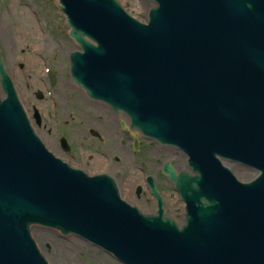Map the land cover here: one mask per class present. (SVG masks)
<instances>
[{
  "label": "water",
  "instance_id": "1",
  "mask_svg": "<svg viewBox=\"0 0 264 264\" xmlns=\"http://www.w3.org/2000/svg\"><path fill=\"white\" fill-rule=\"evenodd\" d=\"M60 2L84 51L71 55L73 82L179 146L200 176L178 186L165 168L187 204L182 228L142 216L108 176L74 171L43 147L0 56V264H48L35 225L123 264H264V0H155L148 25L115 0ZM221 159L258 175L241 182Z\"/></svg>",
  "mask_w": 264,
  "mask_h": 264
},
{
  "label": "flooded vegetation",
  "instance_id": "2",
  "mask_svg": "<svg viewBox=\"0 0 264 264\" xmlns=\"http://www.w3.org/2000/svg\"><path fill=\"white\" fill-rule=\"evenodd\" d=\"M33 15L38 25L37 15L34 13ZM17 24L20 25L16 30L18 34L29 33L27 19L23 17L20 21L17 20ZM42 41L35 54L26 57L30 72L38 67L37 58L42 62V72L37 81L43 84L44 94L36 91L34 98L28 92L25 94L18 86V69L26 76L28 64L25 62L17 64L16 70L9 68L5 62L1 41L0 46L19 100L48 150L72 168L89 175L111 176L118 186L121 199L143 214L156 215L157 199L152 192L154 186L163 200L165 215L181 224L183 218H178L174 209L169 207L173 197L176 198L177 195L173 182L164 173L163 168L169 165L175 169L177 175L182 171H188L190 167L185 154L174 146L161 145L146 138L141 132L131 128L130 119L124 112H115L107 103L90 99L83 90L71 82L69 77L62 76L61 79L56 75L52 65L55 61L53 55L58 56L59 52L52 50L51 45L45 40ZM31 78L32 76L28 79ZM64 80H67V83H64ZM56 89L64 90L63 100L57 97ZM67 90L71 95L66 94ZM44 95L52 108H59V118L53 120V130L44 119L41 110L43 104L39 106L44 100ZM45 111L48 113L47 106ZM77 121L83 122L82 125L93 138L92 141L70 130L69 124L74 125ZM53 136L55 141L52 139Z\"/></svg>",
  "mask_w": 264,
  "mask_h": 264
},
{
  "label": "rangeland",
  "instance_id": "3",
  "mask_svg": "<svg viewBox=\"0 0 264 264\" xmlns=\"http://www.w3.org/2000/svg\"><path fill=\"white\" fill-rule=\"evenodd\" d=\"M119 1L129 13H132V16L142 21L146 20L148 10L153 6L149 0ZM57 4L58 0H0V41L5 54V62L9 68L16 70V65L23 62L28 64L27 67L29 68L26 57L33 56L38 46L43 42L41 38L42 31L47 39L46 42L51 45V49L59 52L58 56L53 55L55 61H53L52 65L55 68L56 75H59L61 79H63L62 76L68 77L69 66L67 65V57L70 50L77 48V45L69 39L65 16L59 11ZM33 13L37 15L39 25L35 23ZM23 17L29 22L27 37L24 34H18L16 31L20 26H18L17 20L20 21ZM18 54H21V56L19 57ZM36 61L38 67L33 68L32 72H30L29 68L26 76L21 74L18 69V86L25 94L28 92L33 98L36 91L44 94L43 84L37 81L42 72V62L38 58ZM31 76L32 78L29 80L28 78ZM64 83H67V80H64ZM56 90L58 92L57 97L63 100L65 98L64 90ZM66 94L71 95L68 90ZM42 104L43 109L41 108V110L44 114V119L53 130V120L55 121V119L59 118V108H52L45 95L39 106ZM45 105L48 113L45 111ZM82 123L77 121L74 123L75 126L69 124L70 130L76 132L82 138L92 141L93 138L89 136L88 129ZM52 139L55 141L54 136ZM73 143L75 142L73 141ZM230 167L233 174L237 175V178L241 181H247L255 176L254 173L248 172L240 165H231ZM169 207L174 209L178 218L182 217L183 204L175 196ZM32 235L49 264H119L102 250L73 236L64 237L55 230L42 227H34Z\"/></svg>",
  "mask_w": 264,
  "mask_h": 264
},
{
  "label": "bare ground",
  "instance_id": "4",
  "mask_svg": "<svg viewBox=\"0 0 264 264\" xmlns=\"http://www.w3.org/2000/svg\"><path fill=\"white\" fill-rule=\"evenodd\" d=\"M24 36H25V37H27V36H28V34H27V33H25V34H24Z\"/></svg>",
  "mask_w": 264,
  "mask_h": 264
}]
</instances>
